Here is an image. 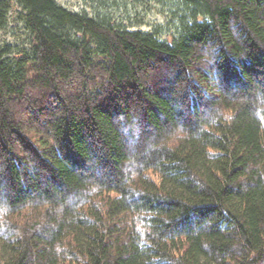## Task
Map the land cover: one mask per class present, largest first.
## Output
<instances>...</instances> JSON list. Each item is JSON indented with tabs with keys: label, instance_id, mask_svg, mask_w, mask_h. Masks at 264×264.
Masks as SVG:
<instances>
[{
	"label": "trees",
	"instance_id": "obj_1",
	"mask_svg": "<svg viewBox=\"0 0 264 264\" xmlns=\"http://www.w3.org/2000/svg\"><path fill=\"white\" fill-rule=\"evenodd\" d=\"M179 1L169 42L0 0V264H264V0Z\"/></svg>",
	"mask_w": 264,
	"mask_h": 264
},
{
	"label": "rangeland",
	"instance_id": "obj_2",
	"mask_svg": "<svg viewBox=\"0 0 264 264\" xmlns=\"http://www.w3.org/2000/svg\"><path fill=\"white\" fill-rule=\"evenodd\" d=\"M63 7L87 12L91 16L111 18L113 24L128 28H141L156 32L161 39L173 42L189 12L179 0H56ZM14 4L7 26L0 29V48L11 46L13 52L28 51L34 43V36L28 31L23 20L16 13ZM96 61L106 58L95 55ZM30 72L34 69L30 64Z\"/></svg>",
	"mask_w": 264,
	"mask_h": 264
}]
</instances>
